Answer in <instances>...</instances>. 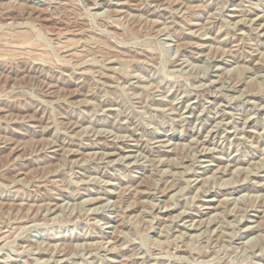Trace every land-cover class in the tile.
<instances>
[{
    "label": "rangeland",
    "instance_id": "1",
    "mask_svg": "<svg viewBox=\"0 0 264 264\" xmlns=\"http://www.w3.org/2000/svg\"><path fill=\"white\" fill-rule=\"evenodd\" d=\"M0 264H264V0H0Z\"/></svg>",
    "mask_w": 264,
    "mask_h": 264
}]
</instances>
